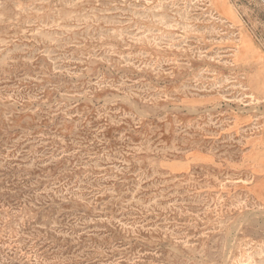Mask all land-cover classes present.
<instances>
[{
  "label": "rangeland",
  "instance_id": "obj_1",
  "mask_svg": "<svg viewBox=\"0 0 264 264\" xmlns=\"http://www.w3.org/2000/svg\"><path fill=\"white\" fill-rule=\"evenodd\" d=\"M0 264H264V0H0Z\"/></svg>",
  "mask_w": 264,
  "mask_h": 264
}]
</instances>
